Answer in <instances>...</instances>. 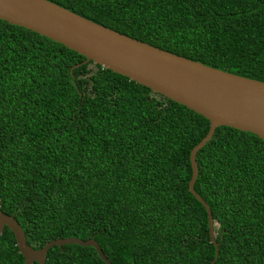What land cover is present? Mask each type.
<instances>
[{
    "label": "trees",
    "instance_id": "trees-1",
    "mask_svg": "<svg viewBox=\"0 0 264 264\" xmlns=\"http://www.w3.org/2000/svg\"><path fill=\"white\" fill-rule=\"evenodd\" d=\"M183 58L264 82V0H48ZM37 33L0 20V210L41 249L94 238L111 264H210L190 153L209 121ZM77 64L78 68L70 70ZM214 264H264V140L219 127L196 154ZM0 264H24L13 233ZM37 264V263H34ZM45 264H105L52 247Z\"/></svg>",
    "mask_w": 264,
    "mask_h": 264
},
{
    "label": "water",
    "instance_id": "water-1",
    "mask_svg": "<svg viewBox=\"0 0 264 264\" xmlns=\"http://www.w3.org/2000/svg\"><path fill=\"white\" fill-rule=\"evenodd\" d=\"M0 20L46 37L85 57L103 69L127 77L168 100L185 106L209 121L206 136L192 149L189 192L205 208L209 237L219 255L214 236V219L208 204L194 185L198 176L196 154L219 127H231L264 140V82L206 66L148 43L132 39L96 24L48 0H0ZM80 64L75 65L73 70ZM7 227L13 233L24 264H45L54 246L92 247L105 264H111L101 247L91 238L56 239L41 249L28 243L18 221L0 210V235Z\"/></svg>",
    "mask_w": 264,
    "mask_h": 264
}]
</instances>
